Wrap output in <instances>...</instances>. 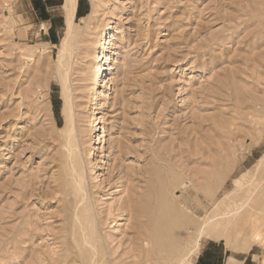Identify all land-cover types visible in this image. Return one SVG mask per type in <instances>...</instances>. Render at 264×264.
I'll return each mask as SVG.
<instances>
[{"label": "rangeland", "instance_id": "rangeland-1", "mask_svg": "<svg viewBox=\"0 0 264 264\" xmlns=\"http://www.w3.org/2000/svg\"><path fill=\"white\" fill-rule=\"evenodd\" d=\"M63 2L0 0V264H264V0Z\"/></svg>", "mask_w": 264, "mask_h": 264}, {"label": "bare ground", "instance_id": "bare-ground-1", "mask_svg": "<svg viewBox=\"0 0 264 264\" xmlns=\"http://www.w3.org/2000/svg\"><path fill=\"white\" fill-rule=\"evenodd\" d=\"M63 9L65 10V25L66 26H65V36L62 38L63 40L59 44V58H62L66 53H69V50H70L69 49V47H70L69 35L71 34V32L73 30V25L75 24L74 13H75V9H76V0H65V4H64V8ZM113 31H114L113 27L110 26V27L104 28L99 34L98 45H100V51L101 52L97 56L98 57V61H96V63L93 64L92 67H91V78H90L91 89L93 90L95 95L97 94V91L100 89L101 83L103 82V73L107 72L109 70V62L110 61H114V63L118 64L123 58V55H122L121 52H118L116 54V59H114V60H113V57H111V55H110V45H112V39L111 38L113 37V35L111 33H113ZM92 90H90V91L92 92ZM66 103H68V102H65V104ZM66 110H67V108H66ZM66 110H65L66 122L68 124L71 121V118H70L71 116L68 114V112H66ZM96 110H97V108H96ZM93 132L97 133L95 135L96 139L94 141L100 143L101 142V137H100V135L98 133L99 130H97V128L95 127ZM259 163H257V164H259ZM263 195H264V193H263ZM240 201H242V200H240ZM242 202L244 203L242 205H245V202L244 201H242ZM253 202H254V199L251 198L248 209L252 206ZM238 203H240V202H238ZM242 205L238 206V208L236 209L237 213H240V211H242L241 210L242 209ZM141 209H144V208H141ZM136 211H137V209H136ZM214 220L213 219L212 220L211 219H207L206 221L203 222L202 228L199 231L200 235L204 234V232L206 230H209L211 232L208 233V235L211 234V235L215 236V234H213V232L216 229H218L220 226H222V224L223 225H227V223H228L227 220L226 221H221V220H218V219L215 220V221ZM243 225H245V226L246 225H251L250 227L254 226L256 228V232L253 235L254 237H253V239H251L252 243L256 242V241H260V239L262 237L261 234H260V229H262L264 227V219L263 218H259L256 214H252L248 218L243 220ZM83 233L86 236V237H83L85 244H87L86 246H88V248L95 247V245H94L96 243V240L94 239L95 237L93 238L92 235H89V234L87 236V234H85V230L83 231ZM183 262H186V260H182L179 264H183Z\"/></svg>", "mask_w": 264, "mask_h": 264}, {"label": "crops", "instance_id": "crops-1", "mask_svg": "<svg viewBox=\"0 0 264 264\" xmlns=\"http://www.w3.org/2000/svg\"><path fill=\"white\" fill-rule=\"evenodd\" d=\"M64 4H65V0L63 2L62 8H64ZM77 8H78V0H76V9H75V13H74V19L76 17ZM64 13H65V10H64ZM208 262L209 263H205L202 258H200V259L198 258L197 261H196V264H214L211 261H208ZM233 264H246V260L244 258L243 260L237 261L236 259L233 258Z\"/></svg>", "mask_w": 264, "mask_h": 264}]
</instances>
